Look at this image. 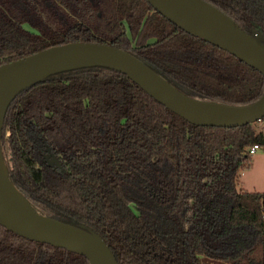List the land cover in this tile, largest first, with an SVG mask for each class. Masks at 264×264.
<instances>
[{
    "label": "trees",
    "instance_id": "trees-1",
    "mask_svg": "<svg viewBox=\"0 0 264 264\" xmlns=\"http://www.w3.org/2000/svg\"><path fill=\"white\" fill-rule=\"evenodd\" d=\"M205 1L264 35V0ZM72 41L132 53L191 97L245 105L264 91L257 69L148 0H0V65ZM0 142L35 208L99 234L118 264H264V190L238 188L249 148L264 145L253 124H192L121 72L92 67L20 92ZM0 264L90 263L0 226Z\"/></svg>",
    "mask_w": 264,
    "mask_h": 264
},
{
    "label": "water",
    "instance_id": "water-1",
    "mask_svg": "<svg viewBox=\"0 0 264 264\" xmlns=\"http://www.w3.org/2000/svg\"><path fill=\"white\" fill-rule=\"evenodd\" d=\"M203 1L215 8L222 18L200 12L188 0H148L155 10L175 25L230 52L264 77V35L257 30L243 31L229 16ZM92 67L121 72L157 102L195 125L237 127L264 118V91L257 100L245 105L191 97L132 53L111 44L72 41L50 45L0 65V138L7 109L20 92L51 75ZM0 150L2 154L1 142ZM48 163L60 165L56 156H52ZM28 202L31 212H22L0 193V226L28 240L81 254L90 264H118L99 234L45 216Z\"/></svg>",
    "mask_w": 264,
    "mask_h": 264
},
{
    "label": "bare ground",
    "instance_id": "bare-ground-1",
    "mask_svg": "<svg viewBox=\"0 0 264 264\" xmlns=\"http://www.w3.org/2000/svg\"><path fill=\"white\" fill-rule=\"evenodd\" d=\"M197 10L207 14L213 18L220 19L221 14L207 4L203 0H188ZM0 193L6 198L15 208L22 212H31L32 207L28 200L24 198L18 189L13 185L8 177V171L6 168L5 161L2 157L0 150Z\"/></svg>",
    "mask_w": 264,
    "mask_h": 264
},
{
    "label": "crops",
    "instance_id": "crops-1",
    "mask_svg": "<svg viewBox=\"0 0 264 264\" xmlns=\"http://www.w3.org/2000/svg\"><path fill=\"white\" fill-rule=\"evenodd\" d=\"M257 132H262L264 136V120L253 123ZM250 164L247 169L240 173L238 188L247 191L264 190V145L250 154Z\"/></svg>",
    "mask_w": 264,
    "mask_h": 264
},
{
    "label": "built area",
    "instance_id": "built-area-1",
    "mask_svg": "<svg viewBox=\"0 0 264 264\" xmlns=\"http://www.w3.org/2000/svg\"><path fill=\"white\" fill-rule=\"evenodd\" d=\"M259 148L258 144H253L250 148H249V153L252 154L254 153L257 149Z\"/></svg>",
    "mask_w": 264,
    "mask_h": 264
},
{
    "label": "rangeland",
    "instance_id": "rangeland-1",
    "mask_svg": "<svg viewBox=\"0 0 264 264\" xmlns=\"http://www.w3.org/2000/svg\"><path fill=\"white\" fill-rule=\"evenodd\" d=\"M203 262H209L207 259L203 258ZM212 263V262H211ZM218 264V263H217ZM224 264V263H223Z\"/></svg>",
    "mask_w": 264,
    "mask_h": 264
},
{
    "label": "flooded vegetation",
    "instance_id": "flooded-vegetation-1",
    "mask_svg": "<svg viewBox=\"0 0 264 264\" xmlns=\"http://www.w3.org/2000/svg\"><path fill=\"white\" fill-rule=\"evenodd\" d=\"M258 31V30H257ZM260 32V31H259Z\"/></svg>",
    "mask_w": 264,
    "mask_h": 264
}]
</instances>
